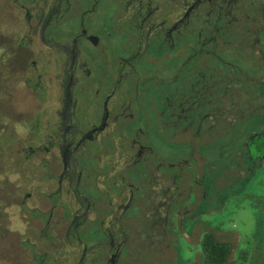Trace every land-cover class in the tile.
<instances>
[{"label":"flooded vegetation","instance_id":"1","mask_svg":"<svg viewBox=\"0 0 264 264\" xmlns=\"http://www.w3.org/2000/svg\"><path fill=\"white\" fill-rule=\"evenodd\" d=\"M0 15V132L22 177L0 185V233L25 264H118L132 232L169 247L209 207L216 136L246 135L240 177L264 167V0H0Z\"/></svg>","mask_w":264,"mask_h":264},{"label":"rangeland","instance_id":"2","mask_svg":"<svg viewBox=\"0 0 264 264\" xmlns=\"http://www.w3.org/2000/svg\"><path fill=\"white\" fill-rule=\"evenodd\" d=\"M5 22L9 23L2 20L0 15L2 29L8 25ZM3 106L7 107L0 102V123L4 121L1 116V111L3 114L5 109ZM216 137L212 153L215 167L207 177L201 176L200 179L204 185L208 183L212 192L208 199L209 207L207 203L186 216L181 229L174 231L171 241L167 238L169 247L165 244L149 245L141 239V235L130 233L132 242L128 241L121 249L118 264H197L201 257L200 242L205 234H213L219 242L230 245L229 262L264 264V167L240 177L236 169L245 165L241 144L246 140V135L242 137L232 133ZM10 140L11 135L0 132V185L6 187L7 194L14 192L15 182L22 180L18 167L19 152L14 144H9ZM152 140L159 147L157 137L153 136ZM223 145L226 146L224 151L219 152L218 147ZM166 149L176 148L168 144ZM229 167L234 170H227ZM25 171L32 180L37 179L38 175L31 167H26ZM128 223L132 228L135 221L131 219ZM4 227L11 232L12 226L7 224ZM3 232L0 233V264H25L24 257L16 254L19 246L17 249L12 246L13 241L17 243L19 239L12 233Z\"/></svg>","mask_w":264,"mask_h":264},{"label":"trees","instance_id":"3","mask_svg":"<svg viewBox=\"0 0 264 264\" xmlns=\"http://www.w3.org/2000/svg\"><path fill=\"white\" fill-rule=\"evenodd\" d=\"M200 261L197 264H241L228 261L231 252L230 245L219 242L213 234H205L200 242Z\"/></svg>","mask_w":264,"mask_h":264}]
</instances>
